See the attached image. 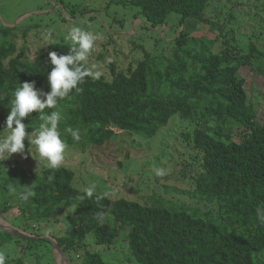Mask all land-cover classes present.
I'll return each instance as SVG.
<instances>
[{
    "label": "trees",
    "instance_id": "1",
    "mask_svg": "<svg viewBox=\"0 0 264 264\" xmlns=\"http://www.w3.org/2000/svg\"><path fill=\"white\" fill-rule=\"evenodd\" d=\"M110 1L139 7L154 27L165 25L175 12L180 15L178 27L184 28L169 42L170 51L153 55L145 50V58L128 72L111 64L110 80L105 75L86 76L81 91L73 90L48 111L60 112L59 130L67 145L81 148L103 146L122 131L153 137L176 114L194 123L192 131L182 132L185 144L201 156L195 161L202 168L195 164L193 177L183 173L192 180L193 186L183 192L195 200L194 206L163 200L150 205L97 193L89 197L74 186L75 171L66 165L39 171L18 160L11 165L4 160L0 161L7 168H0L3 211L17 208V216L28 224L59 218L63 209L74 206L67 227L54 236L72 264H108L104 251L120 243L126 245L121 249L124 264H264L258 260L264 253L260 219L264 216V120L255 108L257 98L251 95L260 96L263 89L256 84L248 89L240 73L254 57L264 58L255 41L260 35L248 25L259 16L260 0L239 4L243 12H222L224 18L212 15L211 19L205 14L211 0ZM196 20L214 27L210 39L193 35L196 28L187 21ZM234 22L236 26H230ZM17 29L0 30V120L18 85L35 81L38 90H50L48 53L66 54L71 47L54 41L29 61L23 51L18 53L13 40ZM86 68L95 71L90 61ZM23 122L28 133L37 131L41 123L37 112ZM68 129L79 130L78 142ZM25 186L35 192L28 200L22 199ZM110 214L120 230L104 222ZM123 230H128L125 240H121ZM92 234L103 251L89 247Z\"/></svg>",
    "mask_w": 264,
    "mask_h": 264
},
{
    "label": "rangeland",
    "instance_id": "2",
    "mask_svg": "<svg viewBox=\"0 0 264 264\" xmlns=\"http://www.w3.org/2000/svg\"><path fill=\"white\" fill-rule=\"evenodd\" d=\"M247 1L251 0H211L206 8V18L211 19L212 15L224 18L232 12L235 14L238 9L242 11L239 4ZM234 4L239 6L236 10L231 8ZM257 10L259 16L256 20L250 22L245 19L244 22L248 21L249 26L256 28L260 36L255 37V41L259 49L264 50V0H260ZM179 21L180 15L172 12L165 25L154 27L142 17L139 7L110 0H0V30L4 27H18L14 31L13 40L17 44L18 53L23 51L26 60H34L39 49L48 50L47 34L50 33L55 42L71 44L65 37L72 26H80L99 36L88 61L95 71L100 72V76L105 75L108 80L112 75L109 68L111 64L128 72L129 68L135 67L145 58V50L153 55L168 51V48L170 51L172 45L169 42L182 29V26L178 27ZM236 24L234 22L230 26ZM187 25L196 28L193 35L205 39H210L209 34L214 28L197 20L187 21ZM252 61L242 66L240 73L246 77L248 89L252 84L263 89L260 96L251 95L257 98L255 108L260 119L264 120V58L254 57ZM9 112L10 106L6 105L2 110L0 131L5 128ZM193 128L194 123L176 114L153 137L122 131L103 146L89 144L81 148L77 144L68 145L63 165L75 171L73 184L82 192L91 187L93 193L112 199L123 197L150 205L155 201H172L192 208L195 200L183 191H187L193 183L189 177L183 176H194L195 164L199 169L202 168L201 163L195 161V158L201 159V156L192 145L185 144L182 132L192 131ZM4 134L0 133V136ZM36 159L35 149L26 139L25 153L13 154L5 162L11 165L18 160L27 168L40 171L45 166ZM0 168L6 170V163ZM1 203L0 198L2 218L14 227L32 234L26 238L8 237L0 228V252L5 255L6 264H58L59 255L55 256L53 242L47 237L62 234L67 227L68 214L74 210V206L63 209L59 218L24 224L17 216V208L4 212V204ZM208 210L205 208V211ZM104 222L120 230V223L112 214L107 215ZM127 232H121V240L127 238ZM94 237L93 234L88 237L89 247L103 251L105 248L96 245ZM124 247L126 245L120 243L104 251L108 264H124V251H121ZM258 260L264 262V253L258 256Z\"/></svg>",
    "mask_w": 264,
    "mask_h": 264
},
{
    "label": "clouds",
    "instance_id": "3",
    "mask_svg": "<svg viewBox=\"0 0 264 264\" xmlns=\"http://www.w3.org/2000/svg\"><path fill=\"white\" fill-rule=\"evenodd\" d=\"M183 28L184 25H182ZM47 39L46 46L54 44L50 33L47 34ZM65 39L71 42V47L66 54L57 51L48 53L47 63L52 66L47 74L50 90L43 92L36 88L35 81H26L18 85L12 93L5 128L0 131L5 133L0 136V161L10 158L13 154L23 155L27 139L29 145L35 149L36 160L39 163L42 162L47 169L58 170L63 165L68 145L61 138L59 130L62 117L59 111L48 110L56 109L58 102L68 98L73 90L81 91L79 85L84 83L86 76L94 79L100 77L99 71L86 68L99 36L80 26H72ZM33 112L38 113L41 123L37 131L28 133L23 121L25 118H31ZM68 131L74 142L80 140L79 130L68 129ZM34 195L35 192L31 187L25 186L22 199L28 200ZM86 195L91 197L93 188L86 189ZM260 219L264 222V216ZM0 264H6V257L2 252H0Z\"/></svg>",
    "mask_w": 264,
    "mask_h": 264
},
{
    "label": "water",
    "instance_id": "4",
    "mask_svg": "<svg viewBox=\"0 0 264 264\" xmlns=\"http://www.w3.org/2000/svg\"><path fill=\"white\" fill-rule=\"evenodd\" d=\"M6 223V225H5ZM0 228L3 229L4 231L13 233L14 235H18V236H25V237H29L31 236V234L26 233L14 226H12L10 223L5 222L4 219L2 218V216H0ZM49 238V240H51L53 242L54 245V252H55V256L56 254L59 255V258L57 260L58 264H72V262L70 261L69 257L66 256L63 248L58 244L57 240L52 237H47Z\"/></svg>",
    "mask_w": 264,
    "mask_h": 264
},
{
    "label": "crops",
    "instance_id": "5",
    "mask_svg": "<svg viewBox=\"0 0 264 264\" xmlns=\"http://www.w3.org/2000/svg\"><path fill=\"white\" fill-rule=\"evenodd\" d=\"M0 213H1V212H0ZM0 216H1V215H0ZM4 221H5V222H8V221H6L5 219H4ZM5 225H6V223H5Z\"/></svg>",
    "mask_w": 264,
    "mask_h": 264
}]
</instances>
